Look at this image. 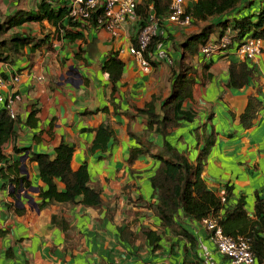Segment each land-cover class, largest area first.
I'll use <instances>...</instances> for the list:
<instances>
[{"label": "crops", "instance_id": "crops-1", "mask_svg": "<svg viewBox=\"0 0 264 264\" xmlns=\"http://www.w3.org/2000/svg\"><path fill=\"white\" fill-rule=\"evenodd\" d=\"M37 3L38 0H0V20L17 9L35 11ZM262 6L264 0H242L235 10L222 17L239 18L257 13ZM220 18L214 17L208 23ZM201 25L180 27L164 19L160 26H155V34L161 41L150 54L149 71H143L129 54L137 31L130 21L116 35L86 26L83 39L73 43L54 40L52 49L27 48L14 64L0 62L5 76L19 78L12 87L18 121L16 137L3 145L1 153L6 158L0 160V169L9 159L13 162L24 154L15 155L13 146L27 148L28 154L45 153L54 157L57 146L66 143L74 149L72 169L81 164L87 166L88 184L100 189L103 202L100 210L57 203L39 209L38 192L46 186L39 178L36 163L26 158L20 161V168L24 166L27 172L24 175L37 191H25L33 204L20 194L21 205L9 197L10 182L0 173V229L6 231L0 238V264H232L215 250L202 224L184 218L180 221L193 236L195 247L160 226L149 208L156 198L149 179L158 161L140 155L132 164L127 163L130 148L140 147L135 136L144 135L146 128L147 120L138 115L137 109L156 97L159 111V101L170 93L172 70L181 55L179 44L185 36L198 32ZM40 27L46 33L51 30L46 23L26 24L16 30L40 36ZM218 36L217 30L210 38ZM262 42L261 53L253 60L241 59L233 46L206 61L198 53L194 55L192 97L182 105L185 111L194 114V119L168 130L166 138L178 152L194 161L200 148H196L194 129L205 125L208 133L213 132L215 142L201 177L218 196H223L226 185L232 188L227 207L244 197L250 218H254L255 194L264 195ZM109 53H117L124 61L120 79L115 83L102 70ZM232 63H245L253 73L242 88H232L229 84L228 67ZM250 96L259 99L262 107L252 126L245 129L239 117ZM31 112L34 115L30 118ZM27 119L33 124L28 125ZM103 125L112 130L113 136L105 151H91L95 130ZM149 136L154 143L151 151L155 153L162 137L157 133ZM56 185L58 190L63 189L59 180ZM12 202L18 209H25L24 213L16 214L9 208ZM52 216L65 218L70 227L67 234L51 222ZM124 227L134 233L141 228L157 231L160 248L153 252L143 240L132 245L120 241L118 229Z\"/></svg>", "mask_w": 264, "mask_h": 264}, {"label": "trees", "instance_id": "trees-1", "mask_svg": "<svg viewBox=\"0 0 264 264\" xmlns=\"http://www.w3.org/2000/svg\"><path fill=\"white\" fill-rule=\"evenodd\" d=\"M242 0H196L190 7L185 8L186 15L191 17L190 25L201 23L199 31L188 36L180 42L181 55L172 70V83L169 95L159 101L160 108L157 109V98L153 97L141 109H137L138 115L143 116L145 123L144 135L135 136L140 147H132L129 150L127 163L130 165L140 155H147L158 161V166L150 177V185L156 196L155 202L149 204L154 216L160 221V226L167 229L174 236L182 237L190 246L195 247L193 236L181 225L182 218L189 219L202 224L204 220L214 219L222 229L224 235L237 239L239 237L249 240L250 251L257 261L264 260V195L255 194L254 218H250L245 205L246 199L240 197L230 207L227 204L232 195V188L225 186L223 196H218L210 191L201 177V172L210 148L215 142L213 132H207L205 125L194 129L196 148L198 154L194 161H189L186 156L177 151L166 140L168 130L177 128L182 122H192L194 114L185 111L182 105L191 99L194 87L192 58L198 53L200 45H204L210 36L219 31V36L229 32L232 37V46L237 49L240 43L248 37L264 40V6L257 13L247 14L241 17L225 19L226 13L235 10ZM68 0H38L35 11L17 9L4 16L0 20V62L14 64V62L25 53V49L31 51L44 47L52 49V41L67 40L70 43L85 37L82 32L83 24H78L69 19ZM169 0H140L136 6V15L142 27L155 23L160 26L167 16ZM96 16L102 17L103 10L98 9L91 16L90 21L94 24ZM214 17H221L215 23H208ZM46 23L51 30L40 36L30 33L19 32L16 29L26 24ZM75 29V30H73ZM161 37L152 35L143 57L150 64V54L155 50ZM136 46V43H134ZM232 48V47H229ZM228 48V49H229ZM124 61L117 53H109L102 63V70L107 72L109 79L115 83L120 79ZM229 84L232 88H242L253 76L251 69L245 63H232L228 67ZM262 102L255 96H250L239 121L243 128L252 126L257 117ZM34 115L31 112L30 118ZM28 125H32L31 119H27ZM18 121L12 119L4 109L0 110V160L6 157L1 153L3 145L16 137V126ZM152 133L162 137L160 147H156L150 140ZM95 139L90 147L91 151H105L107 142L113 136L112 130L103 125L95 130ZM147 138V139H146ZM15 155L24 152L28 162L36 163L40 180L45 184L44 190H39L38 208H44L49 203L57 204H80L84 207L100 210L103 206L101 191L97 187L88 184V170L85 164L77 169H72L71 160L73 147L61 143L55 149L54 157L45 153H27V148L13 146ZM23 154V155H24ZM28 155V157H27ZM6 161L5 166L0 169L2 178L10 182L8 194L13 201L20 203V194L31 189V181L20 172V161ZM59 180L63 189L58 190L56 181ZM29 188V189H28ZM21 195V196H22ZM15 203L8 204L16 214H23L24 210L18 209ZM21 204V203H20ZM22 205V204H21ZM51 222L65 234L70 227L65 218L52 216ZM120 241L128 245L137 240H143L154 252L160 248V235L157 231L147 228L139 229L138 233L130 231L128 227L118 229ZM6 234L0 229V238ZM210 237V233L207 231ZM9 256V252L7 253ZM222 256V255H221ZM224 257V256H223ZM227 259V257H224Z\"/></svg>", "mask_w": 264, "mask_h": 264}, {"label": "built area", "instance_id": "built-area-1", "mask_svg": "<svg viewBox=\"0 0 264 264\" xmlns=\"http://www.w3.org/2000/svg\"><path fill=\"white\" fill-rule=\"evenodd\" d=\"M193 0H169L166 20L180 27H187L191 24V17L186 15L187 3ZM140 0H68L69 19L75 23L83 24L90 29H102L112 35L126 21H130L137 28L136 46L129 48V54L139 63L143 71H149L150 63L144 59L143 53L149 45L152 35L155 34V23L142 27L136 15V6ZM98 9L103 10V16L95 18L93 24L90 19ZM262 40L250 38L243 40L235 49V53L243 60H253L260 55ZM232 47V37L225 32L217 38H210L204 45H200L198 54L203 61L210 59L213 55H220ZM18 76L7 77L0 69V110L7 111L10 118H16L14 112V91L13 86L18 82ZM205 230L210 233V240L215 250L222 256L227 257L232 264H264V260L257 261L250 251L249 240L245 238L232 239L223 234L222 229L214 219L202 222Z\"/></svg>", "mask_w": 264, "mask_h": 264}, {"label": "water", "instance_id": "water-1", "mask_svg": "<svg viewBox=\"0 0 264 264\" xmlns=\"http://www.w3.org/2000/svg\"><path fill=\"white\" fill-rule=\"evenodd\" d=\"M25 159H26V154H24V155H22V156L19 157V161H24ZM20 170H21V173L27 175V172H26V170L24 169V166H23V165H22V167L20 168ZM29 191H34V192H35V191H37V190H36V188H31V189H29ZM23 196H24V198L27 200V202H28L29 204H33L32 198L29 197V196L26 194V192H24ZM34 206H35V205H34Z\"/></svg>", "mask_w": 264, "mask_h": 264}, {"label": "rangeland", "instance_id": "rangeland-1", "mask_svg": "<svg viewBox=\"0 0 264 264\" xmlns=\"http://www.w3.org/2000/svg\"><path fill=\"white\" fill-rule=\"evenodd\" d=\"M40 29V31H41V34H44V33H46V29H42L41 27L39 28Z\"/></svg>", "mask_w": 264, "mask_h": 264}]
</instances>
